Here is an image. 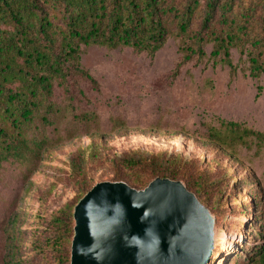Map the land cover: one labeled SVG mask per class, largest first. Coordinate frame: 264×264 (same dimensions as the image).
<instances>
[{
    "label": "trees",
    "instance_id": "trees-1",
    "mask_svg": "<svg viewBox=\"0 0 264 264\" xmlns=\"http://www.w3.org/2000/svg\"><path fill=\"white\" fill-rule=\"evenodd\" d=\"M171 38L179 41L186 62L209 59L228 67L232 77L239 72L264 77V0H0V178L10 165L28 181L51 150L83 136L94 139L79 148L66 169L76 199L44 222V234L38 231L31 241L29 258L19 237L24 230L13 217L6 229L5 264H71L73 213L95 186L93 166L112 167V182L137 190L158 178L181 181L206 207L211 199L220 207L225 191L217 194L211 187L222 191L224 179L208 183L193 161L141 150L110 159L95 138L128 131V122L114 117L105 128L97 113L78 111L72 99L74 86L83 94V82L100 91L98 80L82 66L83 47H129L155 57ZM59 91L66 95L63 102L56 100ZM197 137L232 157L264 148V130L237 121L208 126ZM260 222L264 218L252 224ZM262 228L253 230L255 239L264 238ZM243 250L250 255L241 252L229 264L256 263L264 252L255 243Z\"/></svg>",
    "mask_w": 264,
    "mask_h": 264
},
{
    "label": "rangeland",
    "instance_id": "rangeland-1",
    "mask_svg": "<svg viewBox=\"0 0 264 264\" xmlns=\"http://www.w3.org/2000/svg\"><path fill=\"white\" fill-rule=\"evenodd\" d=\"M178 44L177 39H169L155 57L129 47H83L82 66L98 80L100 91L83 82V94L74 86L72 99L78 111L97 113L105 128L114 117L128 122V131L95 138V144L110 159L124 158L137 150L167 152L193 161L210 184L224 179L222 191L218 185L211 187L217 194L225 191L220 207L214 199L207 204L216 222V241L208 264H229L231 258L245 253V245L255 243L264 250V238L255 239L253 231L264 223L252 224L258 217L264 218V148L243 150L240 156L232 157L197 135L221 121H237L263 131L264 77L256 80L242 72L232 77L228 67L214 65L209 59L186 62ZM239 58L234 53L237 64ZM62 92L57 93L58 102L66 98ZM93 141L83 136L51 150L28 181L15 167L7 166L0 178V264H5L2 254L10 244L6 229L13 217L24 230L19 234L23 255L33 256L31 241L44 234L40 229L44 222L76 199L67 179L69 161L80 147H89ZM98 167L92 169L95 185L111 181L112 167ZM246 261L264 264V252L254 258L256 263Z\"/></svg>",
    "mask_w": 264,
    "mask_h": 264
},
{
    "label": "water",
    "instance_id": "water-1",
    "mask_svg": "<svg viewBox=\"0 0 264 264\" xmlns=\"http://www.w3.org/2000/svg\"><path fill=\"white\" fill-rule=\"evenodd\" d=\"M71 264H208L211 211L181 181L96 184L75 206Z\"/></svg>",
    "mask_w": 264,
    "mask_h": 264
}]
</instances>
